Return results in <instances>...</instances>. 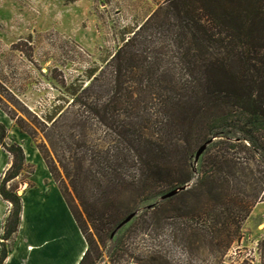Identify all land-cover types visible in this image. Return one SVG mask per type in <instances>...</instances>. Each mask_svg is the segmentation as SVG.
I'll list each match as a JSON object with an SVG mask.
<instances>
[{
	"label": "trees",
	"instance_id": "obj_1",
	"mask_svg": "<svg viewBox=\"0 0 264 264\" xmlns=\"http://www.w3.org/2000/svg\"><path fill=\"white\" fill-rule=\"evenodd\" d=\"M128 34L107 75L92 70L81 93L71 92L69 105L78 109L44 115L56 161L44 157L48 168L60 173L58 163L65 191L82 207L75 210L59 185L88 243L79 264H94L88 222L102 242L119 245L124 232L157 235L170 219L185 249L197 242L195 249L205 242L226 249L264 201V0H166ZM5 129L0 123V139ZM10 151L0 187L12 204L5 240L22 213V198L7 183L26 160L21 145ZM195 173L190 187L162 199ZM6 256L1 251L0 264ZM171 263L158 249L148 262Z\"/></svg>",
	"mask_w": 264,
	"mask_h": 264
},
{
	"label": "rangeland",
	"instance_id": "obj_2",
	"mask_svg": "<svg viewBox=\"0 0 264 264\" xmlns=\"http://www.w3.org/2000/svg\"><path fill=\"white\" fill-rule=\"evenodd\" d=\"M165 3L166 0H0V123L6 128L5 137L0 139V187L11 166L10 149L15 143L25 153V167L6 188L18 195H22L25 183L31 182L36 162L30 159H40L48 167L47 157L55 164L44 115L58 106L70 111L78 109L79 105H69L71 92L79 89L81 93V86L90 82L92 70L104 69L107 75V63L123 39L132 35L128 32ZM56 166L60 171L53 174L57 181L52 176L64 189L62 172L58 163ZM197 177L195 173L186 188ZM64 192L73 208L82 211L71 188ZM1 199L4 200L0 195ZM7 203L12 209V204ZM158 217L171 218L162 216V212ZM263 219L264 201H260L242 223L239 238L219 251H213L207 242L199 249H195L199 242L195 248L185 249L174 240L170 219L157 235L139 229L124 232L119 245L111 238L102 242L91 223L87 221V225L88 234L94 238V264H148L156 249L170 257L171 264H256L257 260L264 264V237L255 234L257 223ZM233 230L235 227H231ZM0 239L1 254L12 247V241L3 239V234Z\"/></svg>",
	"mask_w": 264,
	"mask_h": 264
},
{
	"label": "crops",
	"instance_id": "obj_3",
	"mask_svg": "<svg viewBox=\"0 0 264 264\" xmlns=\"http://www.w3.org/2000/svg\"><path fill=\"white\" fill-rule=\"evenodd\" d=\"M30 160L36 167L30 184L25 183L20 226L7 240L12 247L2 264H79L88 249L87 240L48 167L40 159ZM10 211L1 199L0 235ZM257 230L256 236L264 237V219L257 223Z\"/></svg>",
	"mask_w": 264,
	"mask_h": 264
},
{
	"label": "water",
	"instance_id": "obj_4",
	"mask_svg": "<svg viewBox=\"0 0 264 264\" xmlns=\"http://www.w3.org/2000/svg\"><path fill=\"white\" fill-rule=\"evenodd\" d=\"M214 140V138H211V139H209V140H207L206 142H204L199 148H198V150H197V152H196V155H195V161L197 162L198 160H199V158H200V156H201V154L204 152V150H205V148L207 147V145L211 142V141H213ZM184 188H186V186H181V187H179V188H177V189H175V190H172V191H169V192H167L166 194H164L163 196H162V199H166V198H168V197H171V196H173L175 193H177L178 191H180V190H182V189H184ZM148 207H152V205H149ZM135 215V213H132V214H130L119 226H118V228H120V227H122L126 222H128L133 216ZM112 235H114V233L112 234Z\"/></svg>",
	"mask_w": 264,
	"mask_h": 264
}]
</instances>
